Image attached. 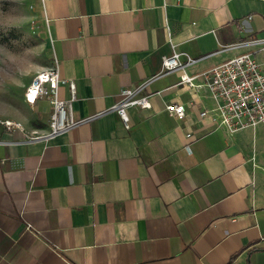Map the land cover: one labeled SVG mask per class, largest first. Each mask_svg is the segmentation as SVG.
<instances>
[{
  "label": "crops",
  "instance_id": "crops-1",
  "mask_svg": "<svg viewBox=\"0 0 264 264\" xmlns=\"http://www.w3.org/2000/svg\"><path fill=\"white\" fill-rule=\"evenodd\" d=\"M39 2L74 121L157 74L170 42L201 58L189 76L247 52L264 74L263 53L223 49L264 37V0ZM180 75L146 87L152 108L128 109V130L110 111L44 137L46 99L8 119L23 131L0 130V264H264V124L228 133L201 118L214 103Z\"/></svg>",
  "mask_w": 264,
  "mask_h": 264
},
{
  "label": "built area",
  "instance_id": "built-area-1",
  "mask_svg": "<svg viewBox=\"0 0 264 264\" xmlns=\"http://www.w3.org/2000/svg\"><path fill=\"white\" fill-rule=\"evenodd\" d=\"M170 45L171 54L161 58V67L157 74L133 87H122L112 107L84 119L74 121L68 116L67 107L75 98V85L72 81L59 78L56 63L35 74L25 88L24 100L27 104L34 105L37 100L46 99L51 106L49 130L44 137H52L110 111L118 115L124 129L128 130L130 128L128 109L136 107L149 110L152 108L150 97L153 94L146 93V87L156 78L173 71H180L179 84L194 89L205 88L214 103L213 108L200 113L201 118H209L213 124L224 128L228 133L264 124V74L253 52L239 54L206 71L189 76L183 72L184 69L201 58L177 52L171 42ZM234 48H253V51L264 54V37H252L223 47V49ZM196 78H200L202 82L195 84ZM60 84L68 85L70 92L68 101L58 98ZM164 111L178 120L185 116L184 106L181 104L167 103L164 105ZM1 129L9 132L23 131L19 122L8 119H0ZM190 136V133H186L187 138ZM0 144L8 143L0 140ZM184 150L190 153L188 145L184 146Z\"/></svg>",
  "mask_w": 264,
  "mask_h": 264
},
{
  "label": "rangeland",
  "instance_id": "rangeland-1",
  "mask_svg": "<svg viewBox=\"0 0 264 264\" xmlns=\"http://www.w3.org/2000/svg\"><path fill=\"white\" fill-rule=\"evenodd\" d=\"M50 45L39 0H0V119L31 118L24 91L50 66ZM36 104L38 112L47 107L45 100Z\"/></svg>",
  "mask_w": 264,
  "mask_h": 264
}]
</instances>
